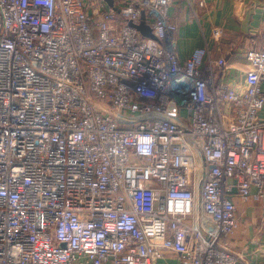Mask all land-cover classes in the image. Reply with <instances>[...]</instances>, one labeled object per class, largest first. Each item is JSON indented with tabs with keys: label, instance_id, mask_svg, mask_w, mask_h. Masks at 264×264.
I'll use <instances>...</instances> for the list:
<instances>
[{
	"label": "built area",
	"instance_id": "built-area-1",
	"mask_svg": "<svg viewBox=\"0 0 264 264\" xmlns=\"http://www.w3.org/2000/svg\"><path fill=\"white\" fill-rule=\"evenodd\" d=\"M174 2L0 0V264H245L264 48L231 86L208 45L180 59Z\"/></svg>",
	"mask_w": 264,
	"mask_h": 264
},
{
	"label": "crops",
	"instance_id": "crops-1",
	"mask_svg": "<svg viewBox=\"0 0 264 264\" xmlns=\"http://www.w3.org/2000/svg\"><path fill=\"white\" fill-rule=\"evenodd\" d=\"M204 2V6L200 3ZM171 19L178 26L177 51L185 60L197 47L208 45L216 57L228 63L227 82L243 88L248 64L245 52L264 48V0H175ZM220 27L223 35L214 40L212 31ZM264 121V108L260 112ZM239 229L226 241L245 264H264V208L260 201H243L234 196ZM157 264H180L178 256L166 254Z\"/></svg>",
	"mask_w": 264,
	"mask_h": 264
},
{
	"label": "water",
	"instance_id": "water-1",
	"mask_svg": "<svg viewBox=\"0 0 264 264\" xmlns=\"http://www.w3.org/2000/svg\"><path fill=\"white\" fill-rule=\"evenodd\" d=\"M108 2L110 4H112V0H108ZM138 28L141 30V32L146 35V36H150L152 35L151 31H150V28L147 27L145 24L141 23Z\"/></svg>",
	"mask_w": 264,
	"mask_h": 264
},
{
	"label": "rangeland",
	"instance_id": "rangeland-1",
	"mask_svg": "<svg viewBox=\"0 0 264 264\" xmlns=\"http://www.w3.org/2000/svg\"><path fill=\"white\" fill-rule=\"evenodd\" d=\"M139 25H137V27H138Z\"/></svg>",
	"mask_w": 264,
	"mask_h": 264
}]
</instances>
